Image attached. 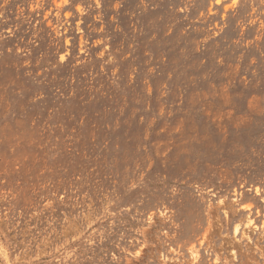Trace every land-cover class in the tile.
I'll list each match as a JSON object with an SVG mask.
<instances>
[{
    "label": "rangeland",
    "instance_id": "374dc122",
    "mask_svg": "<svg viewBox=\"0 0 264 264\" xmlns=\"http://www.w3.org/2000/svg\"><path fill=\"white\" fill-rule=\"evenodd\" d=\"M0 264H264V0H0Z\"/></svg>",
    "mask_w": 264,
    "mask_h": 264
}]
</instances>
